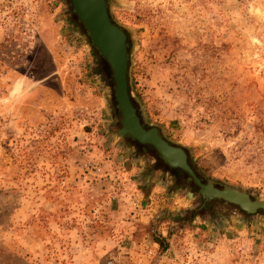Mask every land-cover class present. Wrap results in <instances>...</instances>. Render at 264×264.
I'll return each mask as SVG.
<instances>
[{
	"label": "rangeland",
	"instance_id": "1",
	"mask_svg": "<svg viewBox=\"0 0 264 264\" xmlns=\"http://www.w3.org/2000/svg\"><path fill=\"white\" fill-rule=\"evenodd\" d=\"M115 1L145 122L264 199V0ZM87 45L67 0H0V264H264V212L199 213L110 136L111 71Z\"/></svg>",
	"mask_w": 264,
	"mask_h": 264
},
{
	"label": "water",
	"instance_id": "2",
	"mask_svg": "<svg viewBox=\"0 0 264 264\" xmlns=\"http://www.w3.org/2000/svg\"><path fill=\"white\" fill-rule=\"evenodd\" d=\"M67 1L88 36L90 45L87 47L96 49L111 71L114 83L113 100L119 113V127L110 136L114 140H122L127 136L138 144L153 147L166 165L181 169L192 179L204 201L220 200L237 207L247 215H253L257 211L264 212V199H251L246 193L229 187L215 188L211 182L202 185L187 165L183 148L168 142L158 134V127L145 122L140 108H136L129 84V57L133 52L131 33L113 22L108 14V7L118 3L115 0ZM188 199H191L190 192H186L184 197V200Z\"/></svg>",
	"mask_w": 264,
	"mask_h": 264
},
{
	"label": "flooded vegetation",
	"instance_id": "3",
	"mask_svg": "<svg viewBox=\"0 0 264 264\" xmlns=\"http://www.w3.org/2000/svg\"><path fill=\"white\" fill-rule=\"evenodd\" d=\"M147 129V128H145ZM159 134V133H158ZM124 139L130 140L136 144V149L138 151H141V156L145 160V162L148 165L149 173L152 176H158L161 179L166 180L168 182L169 186L173 190L177 191H183L182 197H185L186 192H190L191 197L197 199L199 201V204L196 207V211L199 213L205 212L207 208L210 206V203L212 201H218L221 203L220 200L212 199L209 201H204L198 194V187L195 186L192 182V179L181 169L179 168H171L168 165H166L159 157V155L156 153V151L153 149V147L149 145H141L138 144L136 141L130 139L129 137L125 136ZM147 149H149L150 152H147ZM183 150V149H182ZM185 156H186V163L194 173L195 177L199 180V182L202 185H206L209 181L203 179L197 172L193 169L191 164L188 161L187 155L185 151L183 150ZM213 187H216L214 184H212ZM224 204V203H223ZM237 211H239L237 208H235ZM261 212V211H257ZM256 212V213H257ZM255 213V214H256ZM254 215V214H253ZM252 216V215H250Z\"/></svg>",
	"mask_w": 264,
	"mask_h": 264
},
{
	"label": "trees",
	"instance_id": "4",
	"mask_svg": "<svg viewBox=\"0 0 264 264\" xmlns=\"http://www.w3.org/2000/svg\"><path fill=\"white\" fill-rule=\"evenodd\" d=\"M100 59H101V61L103 62V65H106L105 62H104V60H103L101 57H100ZM162 240H163V239L160 238V237H155V238H153V242H154L155 244H157V245L161 248V250H164V249H165V245H164V243H163Z\"/></svg>",
	"mask_w": 264,
	"mask_h": 264
},
{
	"label": "built area",
	"instance_id": "5",
	"mask_svg": "<svg viewBox=\"0 0 264 264\" xmlns=\"http://www.w3.org/2000/svg\"><path fill=\"white\" fill-rule=\"evenodd\" d=\"M108 264H111V262L109 261Z\"/></svg>",
	"mask_w": 264,
	"mask_h": 264
}]
</instances>
